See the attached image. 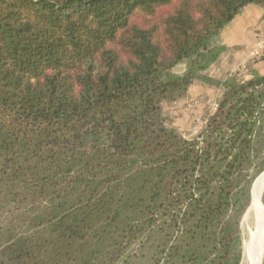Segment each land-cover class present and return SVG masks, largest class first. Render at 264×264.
<instances>
[{
	"label": "trees",
	"instance_id": "16d2710c",
	"mask_svg": "<svg viewBox=\"0 0 264 264\" xmlns=\"http://www.w3.org/2000/svg\"><path fill=\"white\" fill-rule=\"evenodd\" d=\"M250 4L0 0V264H241L264 74L206 71ZM195 81L223 92L187 138L163 104Z\"/></svg>",
	"mask_w": 264,
	"mask_h": 264
},
{
	"label": "rangeland",
	"instance_id": "374dc122",
	"mask_svg": "<svg viewBox=\"0 0 264 264\" xmlns=\"http://www.w3.org/2000/svg\"><path fill=\"white\" fill-rule=\"evenodd\" d=\"M246 7L229 25H231V28H241L250 33L247 42L238 45L227 44L228 49L206 71L215 79H225L230 75H237L240 79H246L250 77L253 70L264 74V15L262 18L255 16L254 20H249L244 14ZM229 39L225 35V37H219L218 42L225 44ZM222 92L223 88L221 87L195 81L186 97L163 104L166 124L177 129L184 137L197 136L215 110ZM258 178H256L252 187V201L254 186ZM261 201L264 207V194ZM256 223L257 217L250 205L241 220V264H252V243L254 242L253 233L256 230ZM258 263L264 264V246Z\"/></svg>",
	"mask_w": 264,
	"mask_h": 264
},
{
	"label": "bare ground",
	"instance_id": "6f19581e",
	"mask_svg": "<svg viewBox=\"0 0 264 264\" xmlns=\"http://www.w3.org/2000/svg\"><path fill=\"white\" fill-rule=\"evenodd\" d=\"M264 194V173L261 174L254 186L252 210L255 211L257 217L256 230L253 233V255L252 264H259L262 249L264 246V207L262 206V196Z\"/></svg>",
	"mask_w": 264,
	"mask_h": 264
},
{
	"label": "crops",
	"instance_id": "0c3cea01",
	"mask_svg": "<svg viewBox=\"0 0 264 264\" xmlns=\"http://www.w3.org/2000/svg\"><path fill=\"white\" fill-rule=\"evenodd\" d=\"M244 14L249 20L250 19L254 20L255 16H259L260 18H262L264 15V8L256 4H250L246 7ZM230 26L231 25L228 24L224 28V31L220 34V38L223 36L225 37V35H226V38H230L229 40L225 42V44L224 43L222 44L226 46H228L227 44L229 45H238V44H243V43L245 44L247 42V39L250 33H247L241 28L236 29L235 27L231 28Z\"/></svg>",
	"mask_w": 264,
	"mask_h": 264
},
{
	"label": "water",
	"instance_id": "95a60500",
	"mask_svg": "<svg viewBox=\"0 0 264 264\" xmlns=\"http://www.w3.org/2000/svg\"><path fill=\"white\" fill-rule=\"evenodd\" d=\"M185 69H186V65H184V64H180V65H177L175 68H174V71H176V72H183V71H185ZM264 173V171L261 173V174H263ZM260 174V175H261ZM259 175V176H260ZM258 176V177H259ZM257 177V178H258ZM255 182V181H254ZM254 184V183H253ZM253 187V186H252Z\"/></svg>",
	"mask_w": 264,
	"mask_h": 264
}]
</instances>
